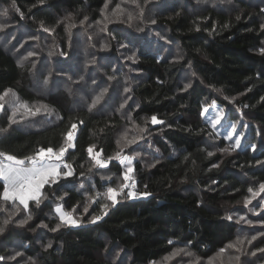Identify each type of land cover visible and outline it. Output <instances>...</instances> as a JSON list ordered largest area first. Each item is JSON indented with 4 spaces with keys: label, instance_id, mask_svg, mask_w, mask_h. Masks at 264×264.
I'll return each mask as SVG.
<instances>
[{
    "label": "trees",
    "instance_id": "trees-1",
    "mask_svg": "<svg viewBox=\"0 0 264 264\" xmlns=\"http://www.w3.org/2000/svg\"><path fill=\"white\" fill-rule=\"evenodd\" d=\"M105 2L0 0V5L8 8L15 4L14 22H23L30 32L49 29L55 38L50 42L55 65L64 63L61 73L65 70L73 75L74 64L83 66L88 57L83 52L76 55L77 31L67 30L62 20L70 17L71 25L96 22ZM235 3L239 9L232 13L211 5L193 10L179 5L164 9L155 4V11L150 14L151 23L155 21L152 28L164 31L171 43L129 42L135 54L131 68L137 72L129 91L119 101L114 96L117 91H110L106 100L91 110V100L84 101L86 106L83 101L80 106H72L73 101L83 99L80 93L72 96L73 91L67 86L55 92L48 89L49 96L37 94L26 81V68L21 61L0 46V95L10 90L9 94L22 103H43L53 111L36 117L19 113L20 117L12 123L9 113L2 109L0 151L25 159L42 147H68L65 135L71 124H77L73 146L65 153L72 175L62 176L54 185H45L42 192L47 198L42 197L38 206L30 202L28 212L20 205L0 200V226L5 229L0 243H20L25 258L7 264H149L161 261L176 249H186L195 259L206 262L236 239L239 225L225 216L221 205L243 202L249 188L264 183V159L255 158L248 148L230 150L201 116L202 108L212 101L234 108L243 120L256 126L264 144V8L244 0ZM119 27L112 31L119 43L108 39L107 53L92 51L90 59L95 57V63L89 65L90 71L103 66V54L115 58L116 44L123 40ZM34 43V50L39 51L42 39ZM92 43L89 39L90 49L97 50ZM110 66L104 65L108 71ZM186 73L191 74L188 88L182 79ZM94 76L87 75V79ZM100 82L101 79L94 84ZM111 96V111H100ZM152 116L163 123L153 125ZM125 127L132 130L133 136L146 129L140 131V137L147 139L145 143L152 149L148 154L143 148L146 154L141 156L146 158L134 156L133 145H119L117 134ZM90 146L94 152H102L106 167L97 166L90 158ZM223 148L229 150L221 151ZM117 153L133 157L132 175L138 196L129 198L123 190L113 206L107 199V189L116 187L119 178L123 185L127 170V162L121 163ZM2 190L0 181V193ZM56 203L72 214L82 206L87 212L78 226L61 225L53 231L60 223L52 211ZM105 204L106 209L102 208ZM29 214L31 220L17 225ZM95 216L102 219L90 223ZM257 217L264 220V212ZM5 219L10 220L6 226ZM114 249L120 250V259L127 261L107 259L106 254H112ZM258 249H264V236L249 243L244 250L246 256L221 264L263 263L261 251L250 258ZM6 252L0 249V256ZM184 260L190 262L187 257ZM2 261L0 264H5Z\"/></svg>",
    "mask_w": 264,
    "mask_h": 264
},
{
    "label": "rangeland",
    "instance_id": "rangeland-1",
    "mask_svg": "<svg viewBox=\"0 0 264 264\" xmlns=\"http://www.w3.org/2000/svg\"><path fill=\"white\" fill-rule=\"evenodd\" d=\"M244 1L264 8V0ZM139 3L143 8L142 15H140L141 9L131 4L130 0H106L105 5H107V7L104 6L101 18L96 22L83 21L81 23L71 25L68 23L71 21L70 17H65V19L62 20L63 23H65L67 30L70 29V32H72V30L75 29L74 31H77V33L75 34V44H77L76 47L78 53H76V55L79 54V52H83L85 53L86 57H88L83 66H81L80 63L74 64L72 69L74 71L73 75H70V73H67L65 70L64 74L61 73V69L64 63H60L59 67L55 65L57 61H54L55 57L53 56V49L51 48L52 46L50 43L51 41L53 43L55 41V38L51 37V32L45 31L43 28H40L37 32H30L24 26L23 22L17 21V23H15L14 18H12V12L14 13L15 10L13 6H8L7 8L0 5V13H2L5 9H7L8 11L7 16L0 15V24L7 25L3 29V31H0V46L6 51L14 54L18 58V60L21 61L22 64H20L26 68V81L28 82L29 87L35 90V92H37V94L41 96H49L50 94H47L48 89L55 92L60 91L61 88L67 86L70 92L73 91L72 96H79L78 93L82 95L81 98L83 100L79 98V100H76L75 102L73 101L72 106H80L82 104L81 101H83L84 103V101L86 100H91V104L95 97L105 89L107 91H104V95L99 103L102 102L103 99L106 100V96H108V93L113 90L117 91L114 96H116L117 101H119L126 95L124 89H129L130 85L134 81V76L137 75V72L133 68H131L135 54L134 51L131 50L128 43L134 41L145 43V41L147 40H150L152 43L156 44L159 41H162V43H171L167 39L164 31H157L152 28L153 23H151L150 21V14L155 11V4L161 5L160 7H164V9L171 8V6L173 5H179L185 6L189 9L191 7L193 10L202 9L206 5H211L217 10H222L228 13H232L234 10L239 9L238 5L235 3V0H148L146 4L145 0H139ZM116 5H120L125 9L123 14L117 13L115 16L112 15V11L113 9H115ZM129 12L134 17L131 22L127 21V14ZM105 16L108 17V20H105ZM119 25V33L123 40L120 42V44H116L117 54L115 58L113 56L107 57V54H103L104 56L101 55L103 57V66L98 68V70L95 69V71H90L89 65L91 63H89V61L95 60V57H93V59H90L92 51L94 54L96 53V51H98L99 53H107L109 51V47L107 46L108 39H111L113 43H119L113 38L114 32H112L114 31V29H116L115 27ZM140 29H142V31ZM38 33L39 37L37 36ZM71 34L72 33H69V35ZM38 38L42 39L43 43L42 46L39 47V51L34 50L35 48L33 47V45H37L34 42L37 41ZM89 39H91V42H93V46H96L97 50L90 49L91 45H89ZM29 53H33V55H35L33 58H30V60H28V58L32 57V55H29ZM174 53L175 55H178L176 49H174ZM107 64L112 65L110 66L109 71L104 67V65ZM116 68H118V72L115 71ZM109 73H112L111 77L109 76ZM92 74L95 75L94 79L88 80L87 75L90 76ZM190 76V73L182 75V79H184L185 85L190 84L191 81L188 80ZM81 77H83V79H81ZM51 79H54L55 82L52 83L50 81ZM100 79L101 82L99 85H95L93 83V81H100ZM114 96H111L110 101L108 102L107 100V102L102 105L104 109L100 111H111V108L113 107L112 103L114 100ZM20 103L23 105H27L28 108L32 109L33 111H35V109L37 108H39L40 111L33 115L30 112H26L23 108L15 107ZM99 103H97L95 107L98 106ZM0 104H3V109H5L9 113V117L12 116L13 110L15 108L16 115L12 120H10V122L12 123L20 117L19 113H21L24 117L30 115L36 117V115L38 114L46 113L49 115L53 113L52 109L48 107V105L39 102L33 104L22 103L14 94H9L3 101H0ZM84 105L86 106L87 104L84 103ZM204 107H208L209 112L206 115L201 116L202 119L211 127V129L212 126L210 121L211 118L215 116L216 112L219 110H223V112L225 113V119L221 122V125H218L215 130L212 129L216 138L223 139L225 143H228L227 146L230 150H242L248 148L255 158L264 159V144H262V142L260 141L256 126L247 120H243L238 110L227 106H221L214 101L210 102ZM233 124L235 125L236 135L233 136L232 140H229L226 137L231 131V125ZM131 131L132 130L129 127H125L118 132L117 136L119 145L122 148H128L133 145L132 148L134 151V156L146 158V156L141 155L146 154V151H148V154L152 152L150 145L145 143L147 139L140 137V135H143L141 134V130V132L139 131L138 136H133L134 133H132ZM125 134H127L126 138ZM133 137L136 138L135 142L132 144H128L127 141L131 140ZM237 137L240 139V146L230 147V145L234 144V141ZM212 147L216 148V145L212 144ZM143 148H145L146 151ZM53 163L55 162L53 161ZM120 184L121 181L119 178V181L114 188H119L121 186ZM255 189L256 191H259V187H256ZM250 197L251 194L249 193L248 197L245 198V200ZM245 200L237 205H221L222 210H220L225 214V216H227L228 218L231 217L230 220L236 222L239 225V227L237 228L236 239L226 246V251L223 255H221L220 252L212 260L203 262L197 258L195 259L192 254L186 255L185 252H188L186 249H184L185 252H180L178 255L173 257L172 254L178 250L176 249L161 261L149 264H221L223 261L227 263H234V259L229 261V257L246 256L244 255V250L249 247V241L250 243L255 242L259 237L264 236V220L257 217V215H259L261 212H264V193H260L255 199H252L251 203L247 205L245 204ZM57 206L62 205L60 203H56L53 206L52 211L54 216L59 219L55 212V208ZM85 209L86 208H84L83 206L81 208L78 207L73 213V216L77 219L78 224H80V219L87 212L85 211ZM78 213L79 215L77 216ZM242 216L245 219H240ZM19 221L17 225H21ZM248 235H250V237ZM252 237H255V239L253 240ZM237 241H244L242 245H238L240 251H236V249L228 247L230 244H236ZM38 242L41 243V241L39 240ZM0 249H5L7 251L3 255V261L1 260L5 264L19 262L25 259L24 256H22L23 245L18 242H14L10 245H2L0 243ZM17 252L21 253V255L16 256ZM253 252L259 253L260 255V251L258 250H255ZM261 253L263 254L264 251H261ZM121 254L122 252L120 250L114 249L112 251V254H106V258L112 262H119L120 260L127 261L123 258L120 259V257L122 256ZM251 256L253 255L251 254L250 258H252ZM186 257L190 262H186L184 260ZM178 259H180V262H176V260ZM259 264H264V258L263 263Z\"/></svg>",
    "mask_w": 264,
    "mask_h": 264
},
{
    "label": "snow or ice",
    "instance_id": "snow-or-ice-1",
    "mask_svg": "<svg viewBox=\"0 0 264 264\" xmlns=\"http://www.w3.org/2000/svg\"><path fill=\"white\" fill-rule=\"evenodd\" d=\"M148 2V0H145V4ZM130 3L133 4L135 7L140 8V15L143 14V8L141 7L139 0H130ZM13 7H15V4H13ZM107 7V5H105ZM125 11L124 8H122L120 5H116L115 9L112 11V15H116L117 13L123 14ZM0 15L7 16L8 11L5 9ZM134 19L132 14L129 12L127 14V21L131 22ZM239 19V17H237ZM105 20H108V17L105 16ZM99 23V22H98ZM152 23H155L153 20ZM7 25L0 24V31H3V29ZM74 26V25H73ZM45 31H50L49 29L45 28ZM142 31V29H140ZM264 51V50H262ZM29 55H33V53H29ZM89 63H95V61H89ZM83 79V77H81ZM93 83H95L93 81ZM190 87L189 84L185 85V88ZM10 91V90H9ZM9 91H5L3 95H0V101H3L5 97L8 96ZM104 91H107L106 89ZM104 91L100 92L99 95L95 97V99L92 101V104L89 107V110H91L92 107H95L97 103L102 99L104 95ZM125 92L129 91L128 88L124 89ZM15 107L17 108H23L26 112H30L33 115H35L37 112L40 111L39 108L35 109L33 111L32 109L28 108L27 105L23 104H17ZM123 107V105H121ZM3 109V104H0V110ZM209 112L208 107H204L202 110L201 115H206ZM16 115L15 108L13 110V114L11 117H9L10 120H12ZM225 119V113L223 110H219L216 112L215 116L211 118V126L212 129L215 130L218 125H221V122ZM151 123L153 125L161 124L163 121L158 120L156 116L151 117ZM77 129V124L73 123L71 124L70 129L67 131L65 135V139L67 142V146L71 147L73 146L74 141V132ZM146 129H141V131H145ZM0 131H3V129H0ZM125 134V138H126ZM236 135L235 131V125H231V131L227 135V139L232 140L233 136ZM136 140L135 137H133L131 140H128V144L134 143ZM240 146V139L237 137L234 141L233 145H230V147H239ZM68 147H60L58 150H54L52 147L48 148H40L35 155L26 157L25 159H18L14 155L7 154L5 152L0 151V181H3V190L2 193H0V200H3L4 202H11L13 205H20L23 207L25 212H28L29 210V203L33 202L37 206L41 202V198L43 197L42 190L44 189L45 185H54L57 183V181L63 176L68 177L72 175V170L70 166L67 163L63 164V168L68 169L67 171L61 172V163H53V161L60 162L63 160L66 151L68 150ZM228 148H223L221 151L227 152ZM90 158L95 162V164L99 167H106L107 161L102 160L100 157L102 155V152H94L93 146H90L87 149ZM212 153H209L211 155ZM120 159L121 163L127 162V170L124 173V180L129 181L130 179V173H132L133 168L132 160L133 157L131 156H122L120 153H117V157ZM135 188L134 181L131 184L125 183L121 185L119 188H113L109 187L107 189V199L111 201L112 205L115 206L116 203H118L117 197L123 194L124 188ZM248 192L251 194V197L245 200V204L251 203L252 199H255L260 193H264V183L259 185V191H256L252 188L248 189ZM136 193L134 191H128L127 196L129 198H136ZM142 195H148L147 193H143ZM47 198V197H43ZM108 207L107 204L103 205L102 208L106 209ZM87 209H85L86 211ZM55 212L57 216L59 217L60 223L56 225L55 228H53V231L59 230L61 225L69 226V227H76L78 226V221L76 218H74L72 212L65 211L62 206H57L55 208ZM107 214L106 212L104 213ZM32 216L29 214L26 219H22L19 221L21 225L27 223L28 220H31ZM102 219L101 216H95L92 218L91 223H96L98 220ZM231 219V217H229ZM240 219H245L243 216ZM10 222L9 219H5L3 224L6 226ZM45 227L47 225H44ZM4 227L0 226V234L4 232ZM254 240L255 237H252ZM244 241H237L236 244H230L229 248H234L236 251H240V248L238 245H242ZM250 243V241H249ZM51 246L50 244L48 245ZM226 249H221V255L224 254ZM258 251H264V249H258ZM180 252H185L184 249H178L176 252H174L172 255L173 257L178 255ZM186 255H191L190 252H185ZM252 255H255L256 253H251ZM21 253L17 252L16 256H20ZM14 258V257H13ZM4 257H0V260H3ZM232 259L239 260V256L235 257H229V261Z\"/></svg>",
    "mask_w": 264,
    "mask_h": 264
},
{
    "label": "built area",
    "instance_id": "built-area-1",
    "mask_svg": "<svg viewBox=\"0 0 264 264\" xmlns=\"http://www.w3.org/2000/svg\"><path fill=\"white\" fill-rule=\"evenodd\" d=\"M35 155V154H34ZM66 154H65V156H64V158H63V160L62 161H60V162H56V161H54L55 163H61V168H63V164L64 163H66ZM102 160H104L103 158H102V155H101V157H100ZM0 159H2V157H0ZM60 168V169H61ZM130 175V179H129V181H123V184H125V183H128V184H131L134 180H133V175H132V173H130L129 174ZM135 183V182H134ZM124 191H126V192H128V191H134L137 195H136V197L138 196V193L136 192V185H135V188L133 189V188H131V187H129V188H124Z\"/></svg>",
    "mask_w": 264,
    "mask_h": 264
}]
</instances>
